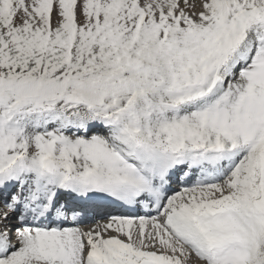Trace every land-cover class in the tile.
Segmentation results:
<instances>
[{
  "label": "snow or ice",
  "instance_id": "6c2138e0",
  "mask_svg": "<svg viewBox=\"0 0 264 264\" xmlns=\"http://www.w3.org/2000/svg\"><path fill=\"white\" fill-rule=\"evenodd\" d=\"M0 264H264V0H0Z\"/></svg>",
  "mask_w": 264,
  "mask_h": 264
}]
</instances>
